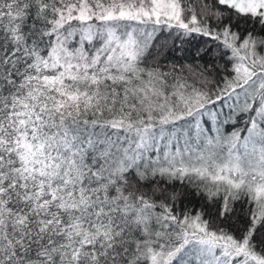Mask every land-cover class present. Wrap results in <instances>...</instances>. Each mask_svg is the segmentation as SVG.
<instances>
[{"label":"snow or ice","instance_id":"6c2138e0","mask_svg":"<svg viewBox=\"0 0 264 264\" xmlns=\"http://www.w3.org/2000/svg\"><path fill=\"white\" fill-rule=\"evenodd\" d=\"M0 264H264V0H0Z\"/></svg>","mask_w":264,"mask_h":264}]
</instances>
